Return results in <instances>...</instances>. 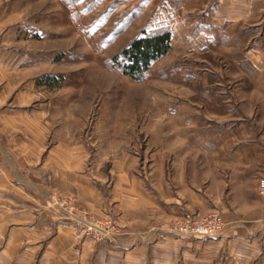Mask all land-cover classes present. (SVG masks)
I'll return each mask as SVG.
<instances>
[{"label": "rangeland", "instance_id": "obj_1", "mask_svg": "<svg viewBox=\"0 0 264 264\" xmlns=\"http://www.w3.org/2000/svg\"><path fill=\"white\" fill-rule=\"evenodd\" d=\"M16 2L18 40H0V51L15 47L14 58L32 64L21 77L33 78V106L48 102L56 140L81 138L107 162L132 153L144 163L158 148L186 154L191 179L210 178L208 191L238 214L264 207V71L247 56L245 24L213 28L190 0ZM158 28L171 31L168 53L144 78L123 73L122 50ZM45 75L61 84L43 83ZM81 211L119 232L113 219Z\"/></svg>", "mask_w": 264, "mask_h": 264}, {"label": "crops", "instance_id": "obj_2", "mask_svg": "<svg viewBox=\"0 0 264 264\" xmlns=\"http://www.w3.org/2000/svg\"><path fill=\"white\" fill-rule=\"evenodd\" d=\"M190 2L215 28L245 24L247 56L264 71V0ZM15 3L0 0L3 42L17 38ZM0 53V264H264L263 205L238 214L224 194L208 191L210 178L191 179L186 154L158 148L144 163L132 153L107 162L81 138L56 140L48 102L33 106V78L21 77L32 64L15 59V47ZM74 208L113 219L119 232L79 239ZM215 210L226 226L214 238L180 239L170 230L184 212Z\"/></svg>", "mask_w": 264, "mask_h": 264}, {"label": "built area", "instance_id": "obj_3", "mask_svg": "<svg viewBox=\"0 0 264 264\" xmlns=\"http://www.w3.org/2000/svg\"><path fill=\"white\" fill-rule=\"evenodd\" d=\"M264 192V180L260 183ZM70 222L80 237L95 242L112 237L115 226L107 218L91 216L86 211H70ZM226 221L219 210L208 214L184 212L172 224L171 232L180 239L214 238L224 232Z\"/></svg>", "mask_w": 264, "mask_h": 264}, {"label": "trees", "instance_id": "obj_4", "mask_svg": "<svg viewBox=\"0 0 264 264\" xmlns=\"http://www.w3.org/2000/svg\"><path fill=\"white\" fill-rule=\"evenodd\" d=\"M171 37V31L167 28L143 31L128 47L122 50L123 61L117 67L132 78H144L151 65L170 50ZM242 37L246 39L247 35L243 33ZM247 62L250 63L249 60ZM250 64L252 65V63ZM43 83L59 86L61 79L55 75H45Z\"/></svg>", "mask_w": 264, "mask_h": 264}]
</instances>
